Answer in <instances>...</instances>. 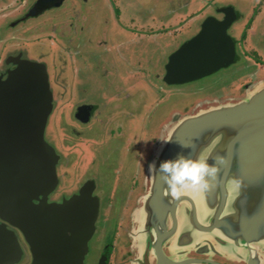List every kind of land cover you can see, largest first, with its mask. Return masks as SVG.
I'll list each match as a JSON object with an SVG mask.
<instances>
[{
  "label": "water",
  "instance_id": "obj_1",
  "mask_svg": "<svg viewBox=\"0 0 264 264\" xmlns=\"http://www.w3.org/2000/svg\"><path fill=\"white\" fill-rule=\"evenodd\" d=\"M224 23L217 30L213 26L201 29L171 53L163 81L196 80L233 62L231 43L223 39ZM15 63L4 78L0 76V217L33 235L31 264H63L52 261L59 249L50 243L69 242L71 236L46 241L34 237L39 227L54 236L62 225L65 233L82 236L75 238L82 244L75 245V261L69 263L82 264L97 201L75 195L59 203L47 202L57 182V155L44 136L52 106L48 76L40 62L17 57ZM241 89L236 96L222 94L193 102L161 122L143 166L144 191L132 214L139 250L149 259L156 257L161 263L165 246L179 253L185 249L224 252L246 264H264V77ZM204 150H208V162L217 167L209 188L173 195L156 165L178 154L195 157ZM81 216L85 220L79 223ZM40 242L44 246H38ZM11 251L15 256L16 246Z\"/></svg>",
  "mask_w": 264,
  "mask_h": 264
},
{
  "label": "flooded vegetation",
  "instance_id": "obj_2",
  "mask_svg": "<svg viewBox=\"0 0 264 264\" xmlns=\"http://www.w3.org/2000/svg\"><path fill=\"white\" fill-rule=\"evenodd\" d=\"M98 1L100 0H0L1 78L16 67L17 57L42 63L48 76L52 106L44 136L57 155L55 169L57 182L54 189L48 193L47 202L59 203L75 195H81L85 199L93 197L97 201V216L93 231L85 242L82 264H188L187 259L196 260L199 264H246L244 261L227 257L224 252L205 253L202 249L200 252L185 249L179 253L165 246L162 247L165 259L157 263L156 257L149 259L145 251L139 250L136 232L138 226L132 214L145 187L143 176L141 177V154L144 151L146 156L153 143L149 142L152 133L143 132L140 128L147 125L146 115L149 113V107L146 106L151 103L150 101H154L152 108H155L156 92L150 93L145 102L142 101L144 112L141 117L139 111L134 112V107H139L141 99L139 101L132 98V109L117 103L116 96L111 101L108 100L111 89L114 93L119 90L122 92L123 88L126 89V93L137 90L139 54L142 53V49L134 47L130 39L127 40L129 45L125 43L126 41L111 43L104 35H98L92 43L104 44L107 50L113 51L112 55H108V59L103 56L92 63L87 54L79 51V43L86 44L91 41L90 37L85 38V35L81 34H85L83 30L88 25L87 20L94 6H98ZM102 1L107 11L111 13L114 24L130 31L137 40L140 37L150 39L152 35L164 34L167 29L169 31L172 21L178 25H185L187 20L196 16L193 18L190 33L176 47L171 48L163 42L169 49L167 51L169 55L201 29L213 26L217 30L218 24L225 22L223 39H227V44L231 43L234 51L233 62L228 66L236 61H241L244 66V63L248 62L246 53H255L257 48L260 54L259 60L249 65L254 75L250 73L251 75H244L237 82L235 80L228 82L226 92L232 96L240 94L242 91L240 87L249 81L250 76L254 77L253 79L264 77V41L261 40L264 38V0H246L249 4L245 14L241 13V9H244L241 6L240 9L236 8L238 0H191L192 4L189 0H177L167 14L155 13L156 8L146 11L144 17L147 22L144 23L137 22L135 14L123 16L122 1ZM196 2H200L198 12L192 9ZM133 3L136 7L139 1ZM230 28L237 32L236 36L228 33ZM213 32L211 29V33ZM240 44L244 47L238 54L237 46ZM247 46L250 48H246ZM167 59L168 57L160 70V80L163 83L159 87L161 95H164L166 90H172L173 85L191 82L165 83L162 78ZM117 64L123 65V69L119 70ZM87 66L88 69L92 66L105 69L101 72L109 75L106 77L109 78L107 83L106 78L105 83L102 80L100 83L89 82L93 77L86 74ZM144 68L146 69V66ZM90 72L92 71H88ZM115 75L119 77L116 79ZM92 89L98 91V97L89 96L88 91ZM190 99L189 97L186 101H181L182 105L184 106ZM103 105L108 106L105 112ZM115 109L121 111L124 118L118 120ZM98 128L101 132L99 136L95 132ZM107 179L109 180L106 182ZM81 190L84 193L80 194ZM87 201L90 204V200ZM84 220V216L78 218L79 223ZM79 226L81 225L77 227L82 228ZM58 228V234L53 236L47 229L39 227L34 237L46 241L60 238V235L63 238L71 236L72 240L69 242L61 241L60 244L59 241L50 244L59 249L55 251L52 260L56 261L54 263H72L75 261L76 246L82 244L78 243L80 240L75 241V238L82 236L75 234L72 236L69 231L65 233L67 228L63 225ZM27 229L24 227V230ZM0 233V264H31L34 259L30 244L35 242L32 241L33 235L27 234L26 231L24 233L1 217ZM44 243L40 242L38 246L40 244L44 246ZM59 244L60 246H57ZM13 246L17 248L15 256H12ZM46 262H49L47 258Z\"/></svg>",
  "mask_w": 264,
  "mask_h": 264
},
{
  "label": "rangeland",
  "instance_id": "obj_3",
  "mask_svg": "<svg viewBox=\"0 0 264 264\" xmlns=\"http://www.w3.org/2000/svg\"><path fill=\"white\" fill-rule=\"evenodd\" d=\"M120 1H122L121 2L122 15L123 16H127V15L129 16L130 14H135L136 15V21L139 23L147 22L145 20L144 16L146 15L145 14L146 11H148L149 9L156 8L155 13H157V14L158 13H160V14L166 13L167 14L169 10L173 9L174 5L177 2V0H120ZM134 1H139V4L136 3V7H138V8H136L134 6V3H133ZM189 1L192 4L193 1L192 2H191V0H189ZM141 2H143V3H141ZM199 3L200 2H196V3H194V5H192L193 11L197 10V12H198V10H199L198 8H200ZM97 4H98V6L95 5L92 13L89 15V18L87 20L88 25L85 27L86 30L85 29L83 30V33H85V34H81V36L85 35V38L90 37L91 41H88L86 44H84L83 42L79 43L78 49L81 53L87 54L90 57V60L92 63L97 62L98 58H102L103 56L108 59V55L109 54L112 55V53H113V51L107 50L106 46L104 44L96 45L95 43H92V40L96 39L95 37L98 35H100V36L104 35L106 37V39L108 41H110L111 43H114V42L120 43V42L126 41L125 43H127L128 45L130 43L131 44L134 43V45H133L134 47H140L142 49V51H141L142 53L139 54L140 65L138 64V66H140V69H139V72H137V74H138L137 75V81L139 83V85L137 86V90H135L134 92L129 91V93H126V89L123 88V90H122L123 93L121 92V90L114 93V90L111 89V91L109 92V95H108V100L111 101L113 99V97L116 96L117 103H119L120 105H125L126 107L128 106L131 108L132 98L134 100L139 99V101L141 99V102L139 103V107H137V106L134 107V109H135L134 112L139 111V117H141V114L144 112L143 111L144 105L142 107V101L145 102L146 97L149 98L150 93H153L155 91L156 92L154 95L156 97V100H155L156 103H154L155 108H152V106H153L152 104L154 101L153 100L150 101L151 103L148 106H146V108L149 107L148 108L149 113L146 115L147 125H146V127L140 128L141 130H143V132L145 131L146 133H152L150 135V138H149V142H151V143L154 142L156 137H157L159 126H160L161 122L166 120L170 116V114L173 113L174 111L179 110V109L181 111H184L186 109V107H189L193 102L198 103V102L204 101V99L206 100L207 97H214V96L222 95V94H225V96H231L232 97V95H230L228 92H226L228 82L230 83L234 80H235V82H237V81H239V79L243 78L244 75H251L250 73H252V75H254V71L251 69V67L249 65L254 64L253 61L259 60L258 58H259L260 54L258 52V48H257V50L255 49L256 50L255 53H252V52L246 53L248 62L244 63L245 64L244 66H243V63L241 61H236L235 63L231 64L230 66L222 68L220 70H217V71L213 72L212 74L205 76L201 79L191 81L188 83H184L181 85H173L172 90H170V89L166 90L163 93L164 95H161L162 92L159 89V87L163 83L160 80V77H161L160 76V74H161L160 70H162L164 62L166 61V58L169 55V54H167V51H169V49L167 48L166 45L163 44V42L167 43L171 48L176 47L179 44V42H181L186 37V35L190 33L192 23H193V18H196V16H194L192 19L187 20L185 22V25H178L172 21L171 25H169V31L167 29V32H165L164 34L158 33L157 35H152L150 37V39L140 37L137 40L135 35H133L130 31L128 32V30L125 28L121 29L120 27H117L114 24V22H113L114 20L112 19V15L110 12L107 11L106 5H105V3H103V1L101 2V0H100L97 2ZM248 4L249 3L246 0H243V1L238 0V3H236V8L240 9V6L242 8H244V9H241V13L245 14L247 9H248L247 8ZM170 20H172V19H170ZM156 27L158 28L159 26H156ZM160 27H162V26L160 25ZM231 30L232 29L230 28L228 33L230 35L232 33V34H234V36H236L237 32H235V30H232V32H231ZM241 32L243 33L244 31L242 30ZM133 38H134V40H133ZM152 38H154V39H152ZM129 39L131 41L130 43L127 41ZM158 40H160V41H158ZM261 40L264 41V38H261ZM243 47H244L243 44H240L239 46H237L238 54L241 53L240 50ZM246 48H250V47L247 46ZM259 48H260V45H259ZM145 60H147V62H145ZM107 63H109V62H107ZM104 64L106 66V62ZM246 64H248V66ZM145 66H146V69L144 68ZM88 68L89 67L87 66V69H86L87 73L86 74H90L93 77V79L89 82L93 81L94 83H100L102 80V82L105 83L104 82L105 78L109 76V75H106V72L105 73L101 72V70H105V69H100V68L97 69L96 67H93V66L90 67V69H88ZM117 68L119 70L123 69V65H118ZM90 70L92 72L88 73V71H90ZM118 77H119V75H117V77L115 75L116 79ZM253 78L254 77L250 76L249 81L245 82L244 84L252 82L253 80H257V79H253ZM108 79L109 78H106V83H107ZM112 87H114V86H112ZM134 89H136V88H134ZM94 91H93V89H92V91H90V90L88 91L90 97H92L93 95H94V97L99 96V94H97L98 91H95V92ZM237 95H239V94H237ZM163 96H165V97L162 98ZM233 96H236V95H233ZM189 97L191 99L188 100L187 103H185V105L183 106L181 101H186L187 99H189ZM143 98H144V100H143ZM161 98L163 99L162 101L160 100ZM102 107H103L104 112L107 111L108 106L103 105ZM141 107H142V110H141ZM109 108H110V105H109ZM189 108H187V110ZM115 113H116L115 114L116 118L118 120H120L121 118H124L123 113L121 111H119L118 109H115ZM95 132L98 134V136L101 133L99 128L96 129ZM148 153L149 152H147L146 156H145L144 151L141 154V158H140L141 159L140 163L142 162L141 177L143 176V166L145 164ZM108 180L109 179H107L106 182Z\"/></svg>",
  "mask_w": 264,
  "mask_h": 264
},
{
  "label": "clouds",
  "instance_id": "obj_4",
  "mask_svg": "<svg viewBox=\"0 0 264 264\" xmlns=\"http://www.w3.org/2000/svg\"><path fill=\"white\" fill-rule=\"evenodd\" d=\"M181 147H188V145H181ZM148 167L151 171L153 164L149 163ZM155 169L159 171L160 178L169 186L173 195L178 194L180 190L199 192L208 189L209 181L215 178L217 172L215 163L208 162V150H204L195 157L178 154L174 159L160 161Z\"/></svg>",
  "mask_w": 264,
  "mask_h": 264
}]
</instances>
